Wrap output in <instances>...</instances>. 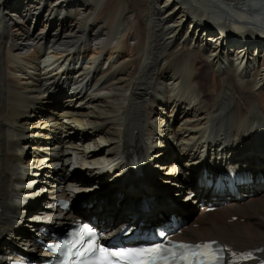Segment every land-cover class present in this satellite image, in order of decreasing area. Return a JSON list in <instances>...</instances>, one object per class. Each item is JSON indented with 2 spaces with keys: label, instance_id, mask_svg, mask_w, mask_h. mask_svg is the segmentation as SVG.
Masks as SVG:
<instances>
[{
  "label": "bare ground",
  "instance_id": "1",
  "mask_svg": "<svg viewBox=\"0 0 264 264\" xmlns=\"http://www.w3.org/2000/svg\"><path fill=\"white\" fill-rule=\"evenodd\" d=\"M43 43L61 51L46 53ZM16 50L32 63L9 74ZM45 54L57 62L33 67ZM24 69L35 74L26 79ZM67 93L76 100L64 101ZM261 98L264 0H0V259L32 252L28 221L35 218L29 230L40 221L58 227L71 214L56 200L75 205L90 186L103 187L94 200L104 227L142 215L141 200L153 198L143 214L152 223L177 213L196 224L179 240L262 249L264 258V185L211 213L179 204L191 194L207 199L195 177L204 155L211 166L226 159L264 177ZM132 157L147 163L136 178ZM109 162L124 178L106 189L94 176ZM80 173L95 179L84 183ZM172 191L187 195L176 200Z\"/></svg>",
  "mask_w": 264,
  "mask_h": 264
},
{
  "label": "snow or ice",
  "instance_id": "2",
  "mask_svg": "<svg viewBox=\"0 0 264 264\" xmlns=\"http://www.w3.org/2000/svg\"><path fill=\"white\" fill-rule=\"evenodd\" d=\"M160 245H156L154 249H150L148 250L149 252L152 253H159L160 251ZM179 248L184 249V250H191L192 248H195L197 250V252H193L192 255L196 256L197 253H199V250L201 248L205 249L206 251H204L203 253H199L201 259L203 260L204 257H207L208 259L206 260L205 264H216V261L218 260V257L215 256L213 254L212 251H208L209 249H211V245L210 244H204V245H188V244H180ZM97 250V242L96 241H91L89 243L88 249L87 251L89 252H93ZM100 253L102 254V259L99 260V264H113L112 260L109 259V257L112 256H121V257H126L128 254L122 252V251H110L109 249H105L100 247L99 248ZM135 252H143L145 250L140 249V250H133ZM167 251V250H165ZM175 254L173 253V256ZM140 264H147V262H140ZM189 264H194L193 261H189Z\"/></svg>",
  "mask_w": 264,
  "mask_h": 264
},
{
  "label": "rangeland",
  "instance_id": "3",
  "mask_svg": "<svg viewBox=\"0 0 264 264\" xmlns=\"http://www.w3.org/2000/svg\"><path fill=\"white\" fill-rule=\"evenodd\" d=\"M73 48H74V47H73ZM73 48H72V49H73ZM24 55H25V54H24ZM49 56H51V55H49ZM104 56H105V55H104ZM24 57H25V56H24ZM24 57H23V56L19 57V59L21 58V59H20V62H21V61H25V60H24ZM85 57H86L87 59H89L90 55H89V56H88V55H85ZM26 58H27V57H26ZM46 58H50V57H47V56H46ZM18 61H19V60H18ZM30 61H31V60H30ZM30 61H29V63H32V62H30ZM5 64H6V63H5ZM6 65H7L6 70H8V72H9V65H8V64H6ZM203 70L206 72V74H208V72H207V68H206L205 66H203ZM10 72H12V71H10ZM109 73H111V74H115V73H117V71H113V72L110 71ZM10 74H11V73H10ZM206 85H207V86H208V85H209V86L211 85V80H210V79H209V81L206 83ZM208 91H209L208 88L205 89V90H204V94L207 93L206 95H208V93H209ZM261 103H263L262 105H264V98H261ZM178 195H180V196H178ZM178 195H177L178 198H180V197L183 196V195H184V197H185L187 194H184V193H181V192H180V193H178ZM178 200H179V199H178ZM182 201H183V200H182ZM184 202H185V201H184ZM187 202H189V204L192 203L191 205H192L193 207H195V206L197 207V202L195 201V199H188L185 203H187ZM202 208H203V207H200L199 209L202 210ZM193 215L196 216V213H195V212H192V215H191V216H193ZM26 216H27V215H26ZM233 219H234V218H233ZM233 219H232V221H233ZM241 220H243V222H242ZM25 221H26V218H25ZM190 223H191V222H189V224H190ZM218 223H219V222H218ZM236 223H241V224H243V223H244V219H239ZM191 224H193V223H191Z\"/></svg>",
  "mask_w": 264,
  "mask_h": 264
}]
</instances>
